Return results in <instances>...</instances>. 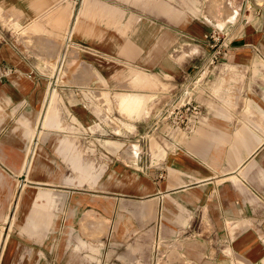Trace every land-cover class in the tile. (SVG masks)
Returning <instances> with one entry per match:
<instances>
[{
    "label": "crops",
    "instance_id": "obj_1",
    "mask_svg": "<svg viewBox=\"0 0 264 264\" xmlns=\"http://www.w3.org/2000/svg\"><path fill=\"white\" fill-rule=\"evenodd\" d=\"M225 2L208 0V14H190L167 0H0V14L19 25L0 23V224L19 204L14 188L31 168L24 163L33 141L29 181L48 187L23 205L32 227L49 224L50 263L70 264L75 239L93 236L113 245L130 240L104 264H264V0H251L247 20L225 24L230 41L219 64L204 71V117L159 162L138 170L103 152L99 171L52 132L69 115L82 127L106 113L147 124L155 109L150 88L134 85L155 79L168 85L162 100L178 94L208 60L211 31L233 17L216 13ZM67 31L75 44L63 45ZM62 50L66 75L51 90V64ZM103 145L120 143L105 138ZM161 152L152 145V156ZM66 159L80 185L69 181ZM23 256L15 237L0 235V264H21Z\"/></svg>",
    "mask_w": 264,
    "mask_h": 264
},
{
    "label": "rangeland",
    "instance_id": "obj_2",
    "mask_svg": "<svg viewBox=\"0 0 264 264\" xmlns=\"http://www.w3.org/2000/svg\"><path fill=\"white\" fill-rule=\"evenodd\" d=\"M167 1L173 5L174 8L172 10L179 8V10H186L190 14H197L199 12L208 14V0ZM226 2L215 5L216 13L222 11V9L228 13H233V17L230 18L229 21H226L223 26H225V24H232L238 21L240 22L242 14L244 13L245 0H226ZM169 17L172 18L173 16L170 15ZM0 23L4 27H12L13 29H17L19 26L14 24V20L10 16L3 14H0ZM218 26L219 25H216L214 28H218ZM24 33L25 31L22 30L20 34ZM69 34L70 36L72 35L70 31L64 33L65 40L63 41V45L65 43V46L67 43L71 42V40L68 41ZM72 41V43L75 44L74 38H72ZM59 53L60 54L57 59L58 63L55 62L51 64V68H54V70L51 71V90L64 82V77L67 71L65 58L62 65L59 63V58L62 56V54H64V57H66L64 50ZM69 54H72L73 58H75L78 55V52L75 49H72V51H69ZM220 54L222 55V53ZM71 62H73V60H70L69 63L71 64ZM217 62L218 65L219 60ZM237 69L234 70L236 71L234 73L240 72V69ZM202 71V69H199L195 77L187 79L184 85L182 84L183 87L178 94L171 95L167 98L165 97L164 100H162L163 96L159 95L158 92L167 90L168 85L163 83L160 84L156 82L155 79L153 80L152 85H134V87L137 88H150V98H153L151 100V105H154L155 109H153L151 112V116L148 118L147 124L135 125L131 120L134 116L130 117L120 112L121 116L119 118L118 116H114V114L106 113L96 122H92L89 125L84 124V127H82L81 124H77L78 122L74 117L69 115L67 117V121L61 120L63 124L60 122L59 129L52 130V132L60 138H68L70 141H72V143L76 145V148L79 150L84 160H91L99 171L101 170L102 163L104 162L102 158L103 152H109L110 156H112L113 153L118 154L122 160L133 164L136 166V169L141 170V168L143 169L145 166L159 162L161 156L167 150L176 149L179 143L194 131V129H192V131L189 133L185 130L179 131V129L174 125L175 122H173L177 120L179 114L181 113L178 111L177 106L183 100L185 95L186 98L189 96L192 100H195L200 104V122L202 121L205 111L202 109L203 102L200 98L202 95L206 96L205 93L208 92L206 88L207 76L209 75V72L205 73ZM199 77L202 78L200 79ZM102 84L106 86V82L103 81ZM187 90L189 91L188 93ZM104 96L105 95L102 93L101 100L103 99L105 101L106 110L111 111V100L105 98ZM161 100L162 102L159 103ZM157 102L159 104L156 106ZM51 104L57 109L59 120L63 119V115L61 116L62 113H60V107L54 98ZM144 109L145 105L142 107L141 113L136 115L137 118H140L144 115ZM148 113L149 110H147V114ZM165 115L168 117L166 118ZM200 122L197 124V126L200 124ZM185 134H187V136H184ZM105 138L117 140L120 145L104 146L103 139ZM153 144L162 149L160 154L154 156L151 155ZM61 145L64 147V144ZM31 146H33V144H31ZM129 147H133V156H129L125 153V150ZM68 150L70 151L69 154L71 156V149ZM62 160L65 162V159ZM66 161L70 166L67 168L66 172L68 177H70L69 181L72 184L80 185V176H78V171L73 169L71 159H66ZM29 163L31 168L27 172H24L21 177H19V180H17V186L14 188L13 198L15 200L16 194L18 191H20L19 204L15 210L13 209L14 212L12 213V218L10 217V213L8 222L5 224H0V235L8 232L9 239L11 237H15L18 240V246L22 249L24 254L21 264H53L50 263L48 255L49 239L43 238L48 235L49 224L48 227H44L41 223H37L34 225V227H32V222L29 221V208H26L23 205V201L25 199L27 200L32 198L33 190L40 189L42 187H48V185L44 183L40 184L29 181L33 180L29 172H31L33 168L34 160L29 158V162H26L25 165ZM99 175L95 181L87 180L89 187L92 188L95 186L99 179ZM26 223H29L30 226H28L29 228L24 229V225ZM75 240L76 242L73 244V250L71 251V255L69 257L70 264H104V261L112 259L114 251L116 253H119L120 251L123 252L126 251L130 246V240H122L120 244L115 242L114 245L104 243L100 238L93 236H91V238L83 239V241H85L84 243L80 242V239Z\"/></svg>",
    "mask_w": 264,
    "mask_h": 264
},
{
    "label": "built area",
    "instance_id": "obj_3",
    "mask_svg": "<svg viewBox=\"0 0 264 264\" xmlns=\"http://www.w3.org/2000/svg\"><path fill=\"white\" fill-rule=\"evenodd\" d=\"M251 6L252 4L250 0H245L244 13L242 14L243 20H247L248 14L250 13L249 9L251 8ZM210 36L212 38V42H211L212 51H211V54L208 60L202 66V70H203L202 72L212 69L217 65L218 63L217 61L219 60L221 56L220 53L222 54L224 53V47L230 41V40H227L228 29L226 28V26H221V27L218 26V28H214L211 31ZM70 40H71V36L69 34L68 41ZM64 58H65L64 54H62V56L59 58L60 65H62ZM57 63H58V60H57ZM188 92L189 91L187 90V93ZM177 107H178L177 108L178 111L181 113L179 114L177 120L173 121L176 123V124L174 123V125L179 129V131L185 130L186 132L189 133L200 122L201 106L198 102H196L195 100H192L189 96L186 98V95H185V97H183V100L179 103ZM165 117L167 118L168 116L165 115ZM184 136H187V134H185ZM31 144H33V141H31L28 144V147L26 150L27 152H26L25 163L29 162V158H31L33 154V147L35 144L33 146H31ZM25 163H24V166H25Z\"/></svg>",
    "mask_w": 264,
    "mask_h": 264
}]
</instances>
